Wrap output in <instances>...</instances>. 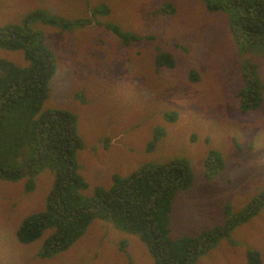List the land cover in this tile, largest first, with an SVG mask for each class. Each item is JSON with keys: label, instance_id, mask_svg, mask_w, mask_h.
Wrapping results in <instances>:
<instances>
[{"label": "rangeland", "instance_id": "1", "mask_svg": "<svg viewBox=\"0 0 264 264\" xmlns=\"http://www.w3.org/2000/svg\"><path fill=\"white\" fill-rule=\"evenodd\" d=\"M37 11L61 24L24 22ZM107 24L139 41L124 45ZM7 27L19 28L21 36L39 31L32 49L46 48L53 57L41 112L62 109L77 117L83 197L111 190L115 177L185 159L193 183L172 202L168 238L177 240L222 225L226 203L234 215L263 192L264 47L240 50L229 12H211L203 0H0V29ZM159 54L169 55L173 67L157 66ZM0 59L31 67L21 48H0ZM247 67L259 81L261 104L243 112L238 103ZM211 150L221 167L216 163L206 181L204 158ZM27 180L0 178V264H155L136 235L97 219L67 250L39 257L52 230L29 244L18 242L17 231L45 211L55 177L43 169L31 186ZM246 251L257 252L256 264H264V208L191 264H248Z\"/></svg>", "mask_w": 264, "mask_h": 264}, {"label": "trees", "instance_id": "2", "mask_svg": "<svg viewBox=\"0 0 264 264\" xmlns=\"http://www.w3.org/2000/svg\"><path fill=\"white\" fill-rule=\"evenodd\" d=\"M211 11L224 10L230 14V33L238 48L250 52L264 47V1L227 0L213 4L203 0ZM101 12H108L101 8ZM38 12V11H37ZM40 20L46 24L59 21L43 13H34L24 22ZM67 26L69 23H62ZM105 27V26H104ZM106 29L117 35L124 45L139 41L136 34L124 32L116 25L107 24ZM19 28L0 29L1 49H22L30 68L21 69L11 62L0 59V178L32 177L43 169L53 172L55 181L45 211L32 215L22 222L17 240L29 244L51 229L44 240L38 256L48 257L67 250L93 220L106 221L116 229L136 235L146 244L155 264H191L197 257L207 253L215 244L240 224L247 222L264 208V190L253 196L245 208L234 214L230 204L223 206L224 223L211 230H203L195 237L168 238L172 202L178 194L192 185V173L185 159L165 165H151L134 172L126 179L118 180L111 190L96 189L86 198L80 190L85 188L77 171L75 153L81 148L76 135L74 113L58 109L55 113H43L41 109L48 98L47 81L52 77L54 60L46 48L32 49L31 37L42 36L18 33ZM22 32V30H21ZM157 66H171L167 54L155 57ZM254 70L242 71L243 87L239 92L241 111L256 110L261 104L259 81L253 77ZM190 79L196 81L194 74ZM154 139V141H156ZM152 149V143L147 150ZM216 163L221 167L219 154L209 151L204 158V179L209 181ZM12 164V166L10 165ZM248 264H256L258 254L246 251ZM256 261V262H255Z\"/></svg>", "mask_w": 264, "mask_h": 264}]
</instances>
